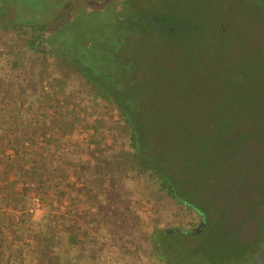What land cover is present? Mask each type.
I'll return each mask as SVG.
<instances>
[{"label":"trees","instance_id":"1","mask_svg":"<svg viewBox=\"0 0 264 264\" xmlns=\"http://www.w3.org/2000/svg\"><path fill=\"white\" fill-rule=\"evenodd\" d=\"M184 1L0 0V264H126L104 229L119 245L125 237L136 244L130 257L141 264L192 255H169L185 248L172 228L137 236L135 207L145 200L154 213L183 216L191 184L205 182L200 149L244 146L231 131L264 132V0H225L207 22L187 17ZM145 35L163 47L145 46ZM206 35L218 80L197 92L188 78L202 66L197 42ZM171 76L177 82L163 84ZM75 87L117 115L112 144L100 123L73 138L78 124H90L74 105ZM36 199L46 209L39 223ZM92 208L115 222L88 219Z\"/></svg>","mask_w":264,"mask_h":264},{"label":"flooded vegetation","instance_id":"2","mask_svg":"<svg viewBox=\"0 0 264 264\" xmlns=\"http://www.w3.org/2000/svg\"><path fill=\"white\" fill-rule=\"evenodd\" d=\"M228 134L233 144L245 145L200 149L205 152L198 158L205 182L198 188L191 184L196 192L185 198L183 216L158 211L159 215L170 213L177 219H186L184 227L175 226L174 231H169L181 234L188 251L186 256L205 245L256 255L264 253V132L245 130ZM241 136L243 140L238 138ZM213 150L223 154L219 157L207 154ZM174 250L170 247L169 255L182 258L184 253Z\"/></svg>","mask_w":264,"mask_h":264},{"label":"rangeland","instance_id":"3","mask_svg":"<svg viewBox=\"0 0 264 264\" xmlns=\"http://www.w3.org/2000/svg\"><path fill=\"white\" fill-rule=\"evenodd\" d=\"M31 1L32 0H15V3H18L20 4V6L24 7V6L30 5ZM48 2L49 0H44L43 3L47 4ZM224 2L225 0H185L184 3L188 7V12L186 13V15L187 17L198 18L202 22L203 21L207 22L210 18L218 17L220 15V13L222 12L221 7L224 4ZM237 3H238V8H240V10H244L243 5L240 2H237ZM232 15L233 14H227L229 18H232ZM98 19L99 18L97 17L91 18V20H98ZM237 19L239 20V18ZM71 37L77 38V36L74 35V33L72 34ZM201 39H200L201 42L198 41L197 45L198 47L203 46L201 53L198 52V56L201 58L200 61L202 63V66L200 67V64L198 63L197 67L192 70L194 72L193 73L194 76L193 74H190L193 77L188 78V81L191 84H195V82H198L199 85L197 87V92H200L199 89L202 88L201 85L203 83H208L209 79L212 78L214 80H218V77L214 78L211 74V70L213 69V65H214V63L212 62L213 57L211 56H213L215 53V50L213 49V46H212V39L207 35L203 36ZM233 42L234 41L231 40L230 44H232ZM143 43L145 46L150 47L152 49L159 50V47L160 48L163 47L161 41L159 43L158 41L154 40L153 37L151 38L148 35H145ZM154 54L155 55L159 54V52L154 51ZM166 55H163L160 58V60L165 61L166 58L168 57ZM144 61L145 60L143 59L142 62ZM205 63L207 64V67L203 66ZM210 64H211V67L209 68ZM215 68L216 67L214 66V70ZM177 76H179V73H177ZM168 81L169 82L172 81L173 83L177 82L176 77L171 76L170 78L166 79V81L163 84H166ZM52 82L54 83L53 85H55V80H53ZM76 88L78 89V87L74 88L77 91V97L74 101L75 102L74 105L75 104L78 105V109L80 110L79 112H81L82 115L85 114V116L87 117V121L90 122V124L87 125L86 127L84 126L83 123L78 124L73 133V136H74L73 138H75L78 141H81L83 137H85L86 135L92 132L93 130L92 127L94 125L97 126L96 124L100 123L99 126H101L103 132L106 131L105 133L107 134V144H112V137L110 136V134L112 133L111 124H113L114 120H117L118 118L117 115L105 109L103 105L92 106L91 102L88 100V97H84L83 94H81V92H79ZM56 91L57 93H60L62 95L63 94L65 95L67 93V90L65 91V88H56ZM179 107L180 106H178V108ZM70 179L73 182L76 181V177L74 176H72ZM77 186H82V182L77 180ZM80 208H82V205H80ZM135 209H136V213H135L136 215L133 216L134 219L132 220L131 218V220L136 225V227L140 230L137 232V236L139 235L141 236V234L150 236L151 234L155 233L158 230L173 228L177 226V223H176L177 218L171 216L170 213H167V214L165 213V215H159L158 212L154 213L151 204L146 202L145 200H141L139 205L136 206ZM93 211H94L93 208L88 211V219H91L92 217H94L95 220L102 221V224L104 226H107V228L110 227L109 225L111 223L115 222L113 216L108 215L104 217V219H102V217H99L98 214H94ZM102 232H104L103 234L105 236L104 241L110 245V249L113 252H117V249L120 250L121 254L119 256L121 258H115L116 260H121V262H123L124 260L126 264H136V263L141 264L142 263L140 261H137L134 258L136 254L133 253L134 254L132 256L133 258L130 257L132 252L137 250V248L135 247L136 244L130 241H125L128 237H125L126 239H123L121 241V244L119 245L115 243L117 242L115 239V235L113 234L111 236L107 235L106 229L102 230ZM94 235L101 238L102 240V237H101L102 235L99 232ZM122 252H126V254H123ZM187 252L188 251H185V249H182L181 252H179L178 254L184 253L182 254V256L185 257ZM179 261H181V259ZM160 263L165 264L162 262ZM180 264H183V263H180Z\"/></svg>","mask_w":264,"mask_h":264},{"label":"water","instance_id":"4","mask_svg":"<svg viewBox=\"0 0 264 264\" xmlns=\"http://www.w3.org/2000/svg\"><path fill=\"white\" fill-rule=\"evenodd\" d=\"M183 264H264V253L256 255L205 245L189 256Z\"/></svg>","mask_w":264,"mask_h":264},{"label":"clouds","instance_id":"5","mask_svg":"<svg viewBox=\"0 0 264 264\" xmlns=\"http://www.w3.org/2000/svg\"><path fill=\"white\" fill-rule=\"evenodd\" d=\"M32 211V220L34 223H39L43 220L44 216L46 215V209L42 208L38 201H33V207L31 208ZM78 249H73L70 252L72 257L76 256ZM75 264V261H73Z\"/></svg>","mask_w":264,"mask_h":264},{"label":"built area","instance_id":"6","mask_svg":"<svg viewBox=\"0 0 264 264\" xmlns=\"http://www.w3.org/2000/svg\"><path fill=\"white\" fill-rule=\"evenodd\" d=\"M36 201H38L37 199H36ZM31 211V210H30ZM32 212V211H31Z\"/></svg>","mask_w":264,"mask_h":264}]
</instances>
